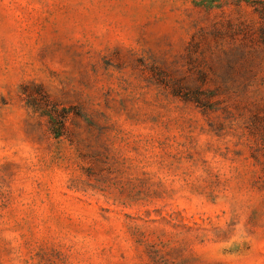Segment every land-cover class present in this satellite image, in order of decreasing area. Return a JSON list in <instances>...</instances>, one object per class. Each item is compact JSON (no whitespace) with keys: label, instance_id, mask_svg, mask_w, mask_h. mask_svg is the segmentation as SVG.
I'll return each mask as SVG.
<instances>
[{"label":"rangeland","instance_id":"obj_1","mask_svg":"<svg viewBox=\"0 0 264 264\" xmlns=\"http://www.w3.org/2000/svg\"><path fill=\"white\" fill-rule=\"evenodd\" d=\"M0 264H264V0H0Z\"/></svg>","mask_w":264,"mask_h":264}]
</instances>
